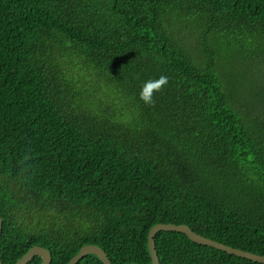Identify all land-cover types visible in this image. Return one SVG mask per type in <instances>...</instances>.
<instances>
[{
  "label": "trees",
  "instance_id": "1",
  "mask_svg": "<svg viewBox=\"0 0 264 264\" xmlns=\"http://www.w3.org/2000/svg\"><path fill=\"white\" fill-rule=\"evenodd\" d=\"M0 215L3 264H151L156 223L264 255V0H0ZM154 241L160 264H262Z\"/></svg>",
  "mask_w": 264,
  "mask_h": 264
},
{
  "label": "water",
  "instance_id": "2",
  "mask_svg": "<svg viewBox=\"0 0 264 264\" xmlns=\"http://www.w3.org/2000/svg\"><path fill=\"white\" fill-rule=\"evenodd\" d=\"M1 229H2V219L0 215V237H1ZM160 231H176L185 234L191 241L216 248L218 250L225 251L229 254H234L236 256H240L243 258H247L249 260L259 262L264 264V255L252 253L246 250H242L239 248H235L221 242L215 241L213 239L207 238L203 235H200L194 232L188 225L186 224H173V223H156L150 227L147 233V243L148 250L151 258V264H160L159 258L157 255V251L155 248V235ZM94 254L96 255L102 264H112L109 260L106 252L98 245L95 244H86L83 245L78 252L73 255L67 264H77L83 257ZM34 256H38L41 258L40 264H50L51 262V253L50 251L39 245L32 246L27 252H25L14 264H27ZM0 264H3L0 259Z\"/></svg>",
  "mask_w": 264,
  "mask_h": 264
},
{
  "label": "clouds",
  "instance_id": "3",
  "mask_svg": "<svg viewBox=\"0 0 264 264\" xmlns=\"http://www.w3.org/2000/svg\"><path fill=\"white\" fill-rule=\"evenodd\" d=\"M168 84V77L160 75L155 79H148L144 81L137 93L138 99L145 105L154 106L155 100L153 96L156 92H160Z\"/></svg>",
  "mask_w": 264,
  "mask_h": 264
}]
</instances>
